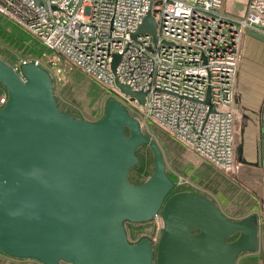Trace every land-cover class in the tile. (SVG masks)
I'll return each mask as SVG.
<instances>
[{"label":"water","instance_id":"obj_1","mask_svg":"<svg viewBox=\"0 0 264 264\" xmlns=\"http://www.w3.org/2000/svg\"><path fill=\"white\" fill-rule=\"evenodd\" d=\"M0 82L7 90L0 106L1 252L43 264H236L241 252H257L261 239L264 245V203L260 215L234 221L202 194L169 195L161 149L116 99L98 121L73 117L58 108L46 68L29 61L16 69L1 55ZM143 144L154 168L133 184L128 173ZM157 214L163 227L155 248L147 237L128 240L125 221Z\"/></svg>","mask_w":264,"mask_h":264},{"label":"built area","instance_id":"obj_2","mask_svg":"<svg viewBox=\"0 0 264 264\" xmlns=\"http://www.w3.org/2000/svg\"><path fill=\"white\" fill-rule=\"evenodd\" d=\"M44 1L47 7L0 0V12L110 88L122 105L142 108L201 163L222 171L237 167L232 101L239 45L246 30L264 35V0H247L237 12L223 9L224 0ZM149 12L160 14L155 41L137 33ZM115 80L146 91L144 105L116 88Z\"/></svg>","mask_w":264,"mask_h":264},{"label":"rangeland","instance_id":"obj_3","mask_svg":"<svg viewBox=\"0 0 264 264\" xmlns=\"http://www.w3.org/2000/svg\"><path fill=\"white\" fill-rule=\"evenodd\" d=\"M227 1L229 0H224L223 9H229L228 6L233 7L232 3L230 1L227 3ZM232 9L230 8V10ZM144 21H146V32L150 33L154 41L157 40L160 14L158 12L154 14L149 12L143 18ZM144 32V30H140V27L137 30V33ZM245 34L246 32L240 40L234 83H236L239 63L244 56L246 57V54L243 53V46L244 39H247L248 36ZM135 35L136 33L131 34L133 38ZM252 41H254L255 45L264 47L263 42L255 39H252ZM0 55L6 63L16 69L19 68L22 61H33L46 68L52 77L54 95L58 108L73 117L88 121H98L104 116L108 101L116 99L115 93L110 88L96 82L91 76L76 67L68 58L45 47L40 38L30 31L19 19L2 12H0ZM117 60V57L112 59V62L109 64L110 71L114 72ZM120 84V82L115 80V86L119 90L121 87ZM6 94V88L0 84V98ZM146 96V91L137 90L129 98H133L138 104L144 105ZM117 101L120 102L119 100ZM123 104L128 108L129 113L138 119L143 134L154 140L161 149L167 175L173 181L171 193L189 190L205 193L209 188L205 178L208 177L210 168L201 163L172 133L160 127L153 119L147 116L142 108L133 106L127 102ZM232 105L236 158L240 148L241 130L244 119L242 111L234 102V97ZM136 156L138 157V163L130 168L128 179L133 184H140L153 171V152L149 145L143 144L137 148ZM124 229L130 242L134 243L142 237H147L151 240L155 248L161 235L162 220L160 214H158L156 217L144 222L125 221ZM242 263L263 264V261L260 256L253 253V255L249 256L248 260L247 258L241 260L240 264ZM61 264L66 263L62 262Z\"/></svg>","mask_w":264,"mask_h":264},{"label":"crops","instance_id":"obj_4","mask_svg":"<svg viewBox=\"0 0 264 264\" xmlns=\"http://www.w3.org/2000/svg\"><path fill=\"white\" fill-rule=\"evenodd\" d=\"M229 1L233 7L228 6L229 9L225 10L237 8L240 11L237 5L245 4L247 0ZM245 35L248 36L243 46L246 57L239 63L233 91L234 102L244 119L240 148L235 158L237 167L222 171L207 165L210 172L205 179L209 188L205 193L197 192L210 199L226 218L234 221L254 213L260 215L264 203V47L255 45L252 39L264 41L247 33ZM253 253L264 260L262 239L257 252H241L236 264H240L244 258L248 260ZM0 264L43 263L31 258L9 256L0 251Z\"/></svg>","mask_w":264,"mask_h":264},{"label":"trees","instance_id":"obj_5","mask_svg":"<svg viewBox=\"0 0 264 264\" xmlns=\"http://www.w3.org/2000/svg\"><path fill=\"white\" fill-rule=\"evenodd\" d=\"M0 84H1V82H0ZM2 85V84H1ZM3 86V85H2ZM4 87V86H3ZM126 134H128V131L126 130ZM172 193H170L169 195H171ZM236 238V236H232L231 238H229L228 239V241H231V240H233V239H235Z\"/></svg>","mask_w":264,"mask_h":264}]
</instances>
